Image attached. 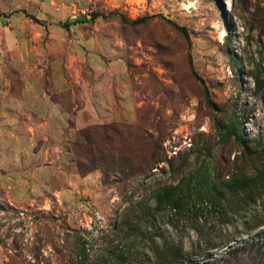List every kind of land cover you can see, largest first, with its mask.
<instances>
[{
    "label": "rangeland",
    "instance_id": "rangeland-1",
    "mask_svg": "<svg viewBox=\"0 0 264 264\" xmlns=\"http://www.w3.org/2000/svg\"><path fill=\"white\" fill-rule=\"evenodd\" d=\"M233 121L264 149V0H0V264H264V226L243 228L264 198L155 208L190 174L264 163L219 140Z\"/></svg>",
    "mask_w": 264,
    "mask_h": 264
},
{
    "label": "trees",
    "instance_id": "trees-1",
    "mask_svg": "<svg viewBox=\"0 0 264 264\" xmlns=\"http://www.w3.org/2000/svg\"><path fill=\"white\" fill-rule=\"evenodd\" d=\"M12 13V12H11ZM3 14V16H8L9 14ZM117 16L122 23L129 25H139L144 24L156 17V15L143 16L130 20L126 18L123 14L114 11L110 12L109 16ZM91 19H96L101 15L100 13H92ZM37 22L35 17H30ZM169 22L173 27H175L186 39L189 38L186 29L182 26ZM64 27L67 23L63 24ZM257 82V80H256ZM217 134L221 142H227L233 139L238 143L243 151L247 154L249 158L253 156H258L264 149L261 144H258L259 150L250 149L246 147L247 140L242 134L238 123L230 122L229 124L216 123ZM77 136H83L81 132ZM76 141V140H75ZM76 147H80L79 142H75ZM228 195V196H227ZM264 198V163H259L252 167L250 171H236L228 175L227 179L217 181L215 179L207 178L204 175H199V173L190 174L184 180L178 182L175 185H169L160 188L155 192L154 202L156 210L163 208H170L174 211V215L178 218H198L199 214L207 209H224L226 212L228 210L232 216H239L240 211L244 210L252 203H256L258 199ZM228 207V208H227ZM227 209V210H226ZM226 215V213H225ZM231 221L228 220L227 223ZM243 228L246 231H250L245 234L258 235L262 226H264V214L250 215L248 220L243 222ZM127 235H131L135 232V227L127 228ZM243 235V233H240ZM244 234V235H245ZM233 247L236 244L235 236L226 233L223 235L222 241L218 244L208 243L205 247L206 251L219 250L222 248ZM117 248V246L115 247ZM114 248V249H115ZM118 250V249H117ZM113 250L112 252H114ZM81 260L86 261V255H81ZM179 257L170 256L166 261L160 264H177ZM111 264H128L124 253L118 251L114 253V260ZM186 264H188L186 262Z\"/></svg>",
    "mask_w": 264,
    "mask_h": 264
}]
</instances>
